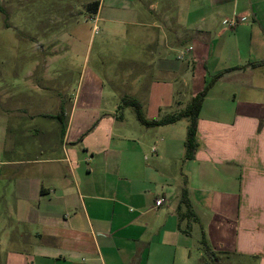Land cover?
Instances as JSON below:
<instances>
[{"label":"crops","instance_id":"0c3cea01","mask_svg":"<svg viewBox=\"0 0 264 264\" xmlns=\"http://www.w3.org/2000/svg\"><path fill=\"white\" fill-rule=\"evenodd\" d=\"M96 1L98 55L127 67L104 79L83 65L56 112L0 101V264H193L202 238L221 264H264V0ZM84 38L62 41L86 59L95 37ZM218 73L191 159L188 117L148 126L116 108L133 98L146 119L177 113ZM39 118L59 122L61 151L40 145L52 130Z\"/></svg>","mask_w":264,"mask_h":264},{"label":"rangeland","instance_id":"374dc122","mask_svg":"<svg viewBox=\"0 0 264 264\" xmlns=\"http://www.w3.org/2000/svg\"><path fill=\"white\" fill-rule=\"evenodd\" d=\"M88 1L92 0L1 1L4 8L3 11L0 10L1 103L7 104L21 99L35 103L33 111L56 112L63 104V108L67 109V102L80 90L83 65L97 70L104 79L107 76L104 74L107 68L127 67L124 59L117 64L114 58L107 56L109 54L107 52L106 56L98 55L97 46L98 43L102 44V39L98 29L92 32L91 29L93 21L102 20L94 19L93 13L86 8ZM47 33L50 38L54 36L51 39L52 43L41 42L42 35ZM90 33L95 39L86 59L83 57L84 48L82 49L79 43H73L72 49H68L62 41L63 36L69 37L70 40L74 39V35H79L82 42ZM43 44L45 47L48 46L45 48L46 51H43ZM114 85L117 93L124 92ZM111 88V84L105 85L106 102L114 100L108 95ZM181 96L185 98V90H182ZM122 102L119 101L116 108L117 105H122L120 112L125 110L127 115H132L133 107L123 105ZM1 108H4L2 104L0 110ZM37 122H41L46 130H52L47 136L46 143L40 145L48 147L49 153L61 151L57 145L60 138L59 122L40 118ZM35 138L36 142L42 139L41 136ZM191 255L193 264H205L208 259L198 246L191 249Z\"/></svg>","mask_w":264,"mask_h":264},{"label":"trees","instance_id":"16d2710c","mask_svg":"<svg viewBox=\"0 0 264 264\" xmlns=\"http://www.w3.org/2000/svg\"><path fill=\"white\" fill-rule=\"evenodd\" d=\"M98 5V1L94 0L92 2H89L87 4L88 9L94 13ZM0 10L1 7H0ZM264 64V62H262ZM222 73V72H221ZM221 73L216 74L213 76V78L206 84V86L195 96L192 97L190 103L181 111L173 114H169L160 118L155 119H146L140 109V105L137 100L133 98H124L122 101L123 105H131L135 108L136 114L138 119L145 125L148 126H159V125H166L170 123H174L178 120H180L183 117L189 118V124L187 127V134L185 139V159H191L194 155L195 149L197 147V141H196V129H197V116L199 109L201 107L202 101L205 98L209 88L212 86V84L220 77ZM180 204L185 207V212L183 213L184 216H190L192 212L191 203L189 199V192L186 187V180H184V185L181 189L180 194ZM200 244L202 246V251L205 253L207 258L210 260L209 264H221L217 258V256L214 254L213 250L210 248L209 244L205 240V238H202L200 240Z\"/></svg>","mask_w":264,"mask_h":264},{"label":"built area","instance_id":"2783aa9c","mask_svg":"<svg viewBox=\"0 0 264 264\" xmlns=\"http://www.w3.org/2000/svg\"><path fill=\"white\" fill-rule=\"evenodd\" d=\"M237 23V20L235 18H232L229 20L228 25L235 28L237 26ZM162 202H164V198L160 197L156 200V205H160Z\"/></svg>","mask_w":264,"mask_h":264}]
</instances>
